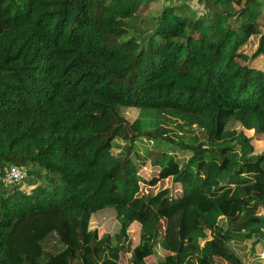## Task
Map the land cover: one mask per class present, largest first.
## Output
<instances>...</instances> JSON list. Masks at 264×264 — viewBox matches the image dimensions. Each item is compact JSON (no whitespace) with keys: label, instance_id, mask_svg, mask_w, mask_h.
Listing matches in <instances>:
<instances>
[{"label":"trees","instance_id":"16d2710c","mask_svg":"<svg viewBox=\"0 0 264 264\" xmlns=\"http://www.w3.org/2000/svg\"><path fill=\"white\" fill-rule=\"evenodd\" d=\"M199 1L0 0V264H258L264 0Z\"/></svg>","mask_w":264,"mask_h":264},{"label":"rangeland","instance_id":"374dc122","mask_svg":"<svg viewBox=\"0 0 264 264\" xmlns=\"http://www.w3.org/2000/svg\"><path fill=\"white\" fill-rule=\"evenodd\" d=\"M169 0H150L145 5H142L138 11L142 14H145V16H153V15H158L161 11L162 6L167 3ZM179 1V0H174V2ZM181 1H186L189 5V7L192 10H196L198 14H201L204 12L201 3H199V0H181ZM260 23L264 28V10L262 12V17L260 19ZM195 39L199 42L202 43L203 37L201 34L197 33L195 34ZM256 66L260 67L264 71V58H259L253 61ZM129 117L133 118L136 116V113L130 109L128 111ZM246 134L250 137H252V143L254 145V152L259 153L262 150H264V133L258 132V131H253L249 130L246 131ZM182 154V152H180ZM142 158V156H141ZM141 166L142 169L139 171V179H140V193H156L157 191L166 188V187H171L173 188V195L178 196L179 194L183 193L185 189L187 188L185 184H176L173 185L171 182L170 178L167 179H158L156 177L157 175V168H154L150 165V163L144 159H141ZM180 191V193H179ZM258 213L262 212V209L258 207L256 209ZM104 221L100 224L99 226V231L103 232L106 229L112 230L113 225L112 223L109 222V217L105 216ZM114 229V228H113ZM131 233L133 236V240L135 241L137 239V234H138V227L132 226L131 228ZM155 257H150L147 259V261H153ZM180 259V256H177V260ZM221 256L217 255V260L219 263H221Z\"/></svg>","mask_w":264,"mask_h":264},{"label":"built area","instance_id":"2783aa9c","mask_svg":"<svg viewBox=\"0 0 264 264\" xmlns=\"http://www.w3.org/2000/svg\"><path fill=\"white\" fill-rule=\"evenodd\" d=\"M25 176V172L19 168L18 166H10L7 174L5 176V181L8 184H15L19 181H21ZM256 261L258 264H264V248L259 250L256 256Z\"/></svg>","mask_w":264,"mask_h":264},{"label":"crops","instance_id":"0c3cea01","mask_svg":"<svg viewBox=\"0 0 264 264\" xmlns=\"http://www.w3.org/2000/svg\"><path fill=\"white\" fill-rule=\"evenodd\" d=\"M261 17H262V15H261ZM261 19V18H260ZM179 193H180V191H179ZM221 264H226L227 262L221 257ZM252 261H253V259H252ZM255 262H257L256 261V258H255V260H254ZM250 262H251V260H250Z\"/></svg>","mask_w":264,"mask_h":264}]
</instances>
